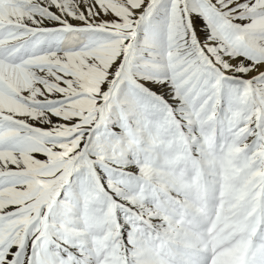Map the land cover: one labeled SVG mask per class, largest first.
<instances>
[{"label":"snow or ice","instance_id":"obj_1","mask_svg":"<svg viewBox=\"0 0 264 264\" xmlns=\"http://www.w3.org/2000/svg\"><path fill=\"white\" fill-rule=\"evenodd\" d=\"M192 99L264 139V0H0V264H71L134 126Z\"/></svg>","mask_w":264,"mask_h":264},{"label":"rangeland","instance_id":"obj_2","mask_svg":"<svg viewBox=\"0 0 264 264\" xmlns=\"http://www.w3.org/2000/svg\"><path fill=\"white\" fill-rule=\"evenodd\" d=\"M175 114L176 116H171L170 112L164 111L163 113L148 116L138 127L134 126L132 134L129 137V141L127 145L128 150H130V152L134 151L139 156L136 161V165L137 167H139V172H140V174H138V179L140 180L139 183L140 188L138 190H141L142 191L141 193L145 192L146 188L144 185H148V184H149L148 185L149 189H152L155 193H159V194L164 191L168 192L169 194H172L170 192L172 190L174 191L176 187L178 191L182 189V187L187 188L189 185V186H193V188H195V186H199L201 188L210 187L212 188V193L204 195V197L216 196L217 194L216 192H214L213 186H218L215 185L217 184V181H214L213 182L214 184L212 183V185L208 183L206 185V182L201 180V177H199V174L197 173L198 166L199 168L200 167L212 168V166H214L215 175H213L211 179L214 177L217 178L220 182H222V185H224V187L228 185L230 181H235L236 184L241 186V178H242V175L240 174L241 169L237 168V163L239 162L240 159L239 153H236L238 151L241 152L242 154L250 155L252 159V164L254 166L253 173L249 177V173L251 172V168H252L251 160L249 159V157H246L244 159L245 169L247 170L246 173L243 175L244 178L248 177L247 178L248 181L252 180L258 182V178L256 176L261 174L259 170L261 166L264 165V156H262V154H264L263 151L264 149L260 145H258L257 147V142L258 141L263 142V139L259 138V140L257 139L253 144L244 146L243 143L250 136L247 127L242 128L247 132V137L241 140L240 142H234L233 144H230L231 140H235L234 134L233 133L231 134L232 137L228 133H226V135L224 134L225 132H228L232 129L239 128V123H241L242 120L231 114L228 117H225L222 113L216 114L210 110H206L202 107L201 102L195 99L186 101L183 110ZM175 118H177L182 124L183 131L181 135H180V131H181L180 126L178 127L174 124ZM221 126L224 130L226 129V131H222ZM188 129L194 130L195 134H188L189 132ZM246 132L235 130L234 133H236V139L243 138L246 135ZM219 135L226 138L227 141L221 143L220 158L217 159L214 156L208 155V151L210 147L217 142L218 138L221 137ZM187 136H188V140H187ZM187 142L191 143L192 145L191 148L194 149L193 152H190L189 149L186 147ZM224 144H226V147L224 146ZM224 147L225 150L229 149L227 151V155H225L224 153ZM194 154L196 155L197 159L193 158ZM223 158L226 161V163H231L230 170H229L230 165L225 164ZM239 167H242L241 163L239 164ZM201 168L200 171L203 172V169ZM190 170H192V175L189 176V178H191L192 182L196 183L198 180H200V183H196L195 185L194 184L192 185L191 182L187 183L186 181L185 183H183L182 180L188 177L186 174ZM223 170L225 171L223 172ZM220 172H222L223 174L222 173L220 174ZM210 173L214 174L213 171H210ZM126 175L128 176V183L126 185L120 186L119 188L120 199L112 203V205H109L106 212L99 219H92L83 222L82 225L77 229L75 233V239L73 241V245L76 243L82 248H84V246L87 244L96 243L98 248L105 252L106 249L105 248L103 249V247L101 248V246H99V243L103 242L104 245L105 243L109 242L108 241L109 237L111 233L114 232L119 242L121 241L120 243L118 242L119 249L117 248V252H121V257H117L118 259L114 260L113 264H134L133 262L129 261L128 258H126L128 250L126 249L127 248L126 243L123 241L125 231H119V232L116 231L121 228L119 225L121 216L123 218L126 217L128 221L130 220L129 219L130 217L126 216L124 212H127L128 210L133 215V211H131V208L128 205L121 203L120 201L121 198H125V199L131 198L134 201V202L132 200L130 201V203H132L133 205L132 208H136V205L134 204L136 203L135 201L140 200L145 202V198L148 195V194L143 196H139V194L135 195V193H133L132 187L130 186L131 180L129 177L131 174L126 173ZM204 175L208 177L207 174ZM262 177H263L262 175L259 176L260 182L263 179ZM228 187H229L228 191L222 190L221 194H225L229 199H231V201L230 203L224 205L223 207H220L223 209V211L217 214L216 216H214V220L216 221L215 224L217 223L222 224L221 222H223L222 224L223 226L220 229H223L225 231L226 237H228L230 240L234 239L233 242L240 243L242 247H244L245 237L243 233L247 232V227L251 222L250 218L252 217V214L254 215V210H252L253 206L252 208H249L250 210L249 211L248 208L246 207L248 203H244L242 201L243 198H240L239 201H236V199L232 198V195L235 194L237 191L236 185L229 184ZM253 187L255 188V185ZM257 193L259 192L258 191L255 192V195L250 193V199L253 196L256 197ZM187 195L189 197H187ZM199 198L200 195L197 196V198H194L193 193L186 192V199L184 200V202L188 204L186 207L176 205L178 207L175 206L174 207L175 209L173 208L171 210L175 212L171 214L170 212L169 213L166 212L163 208L161 212L157 211L158 209L156 211L154 210V212L157 213L158 215L160 214L159 216L163 217L164 219L163 221L166 220L167 222V219L170 218L172 215L180 216L181 214L179 213V211L181 210L188 212L193 208L195 209L196 205H194V200L197 201ZM218 198L221 199L222 197L221 198L217 196L214 197L213 198L214 202L215 200L218 201ZM213 207H215V204ZM263 207H264V201H263ZM163 214H166L167 216ZM142 217L143 215L139 216V218ZM149 218L153 219L154 215H151ZM232 219L235 222H232L231 221ZM145 223L141 225V228L145 232V235H143L141 241L143 243H146V246L148 245L147 243L158 244L162 239V229L160 228V225L155 220H151V221L148 220ZM130 226H131L130 228H133L134 224ZM96 230L101 232L102 239L99 241H97L96 236L93 235V233ZM144 236L146 237V239ZM174 240L170 242V248L168 249V251H171V257L169 259H173L174 258L173 256H175L176 254L187 252L184 250L189 248L186 244L182 245L179 241L177 240L174 241ZM76 249L78 248L76 247ZM199 250L200 249H196L195 253L197 255L206 252L202 250L200 253ZM188 251H190V249H188ZM98 252L99 251L95 249V252H91L92 254L87 253L85 254L84 257L81 254H77L74 252H71V254L75 258H77V260H79L77 262L78 264H86V263L88 264V262H90L89 257L91 258L96 257L95 255H97Z\"/></svg>","mask_w":264,"mask_h":264},{"label":"bare ground","instance_id":"obj_3","mask_svg":"<svg viewBox=\"0 0 264 264\" xmlns=\"http://www.w3.org/2000/svg\"><path fill=\"white\" fill-rule=\"evenodd\" d=\"M243 127H246L245 124H243V126L241 128H243ZM188 134H195V131L190 129ZM189 136H191V135H189ZM257 139L259 140V138L255 137L253 135H250L249 138L243 143V145L248 146L249 144H253ZM187 140H188V136H187ZM226 141H227V139L224 138L223 136L219 137L217 142L210 147V149L208 151V155L214 156L215 158L219 159L220 153H221L220 145L222 142H226ZM191 146H192L191 143H189V142L186 143V147L189 149V151L193 152L194 149H192ZM262 148L264 149V146H262ZM262 156H264V154H262ZM138 157L139 156L134 151L130 152V150H128V148H127V154L125 156V159L127 161V166L123 169V171H125L127 174H131L129 177L131 180L130 186L132 187L133 193H135V195L136 194H139V196H143V195H147V194L148 195L145 198V202L140 201V200L135 201L136 203H134V204L136 205V208H132L133 205H132V203H130V201L132 200L131 198L130 199L121 198V200H120L122 204L128 205L131 208V211H133V215L128 210H127V212H124L126 214V216L130 217L129 218L130 220L128 221L126 219V217L123 218L121 216L120 221H119L120 222L119 225L121 228L116 230L117 232L125 231L124 238L123 237L122 238H123V241L126 243V246H127L126 249L128 250L126 258H128V260L133 262L134 264H171V263L167 262V260H169V258L171 257V251H168V249L170 248V242H172L175 239L174 241L177 240L182 245L186 244L189 248L184 250L187 252L179 253V254H176L175 256H173L174 258L171 260H175L176 264H182V263L194 264L193 262L190 261V259L192 256L197 255L195 253L196 249H200L199 250L200 253L202 250L206 251L204 253H207L208 249L204 248L202 245L199 244V241L195 237L193 232L188 231L185 228V225L190 224L191 226H198V225L204 224L203 219H202L200 213L198 212V210L196 209V207L197 208L198 207L204 208L210 215H214L213 214L214 209H216L217 207L218 208L223 207L224 205L230 203L231 199H229L225 194H221L222 190L217 192V189L219 188L218 186H213L214 192H216L217 197H220V198L222 197V198L218 200L220 202V204L218 206L215 205V207H213L215 204L213 198L216 196L204 197V195L212 193V188H210V187H206V188L199 187L198 190H195V189H191V187H193V186L188 185L187 188L182 187V189H180L178 191H177V187H176L174 191L172 190L170 192L172 194H169L166 191H164V192L161 191L162 193L159 194V193H155L152 189H149L148 188L149 184H148V185H144L146 188L145 192L141 193L142 191L138 190L140 188V184H139L140 180L138 179V174H140V172H139V167H137V165H136V161H137ZM193 158L197 159L195 154L193 155ZM263 168H264V165L261 166V168L259 170L260 173L262 172ZM224 171L225 170H223V172ZM221 173L222 172H220V174ZM186 175L188 177L184 178L182 180L183 183H185V181H186L187 183L191 182V184H192V180H191V178H189V176L192 175V170H190ZM199 176H202L201 180L205 181L206 185H207V183L212 185V181L208 180L210 178L206 177L202 171H200ZM220 180H222V179H220ZM263 180H264V178L262 179V183L264 184ZM177 184H178V182H177ZM137 191H138V193H137ZM186 192L187 193H189V192L193 193L194 198H197V196L200 195V198L197 201L192 199V200H194V205H196L195 209L193 208L192 210H190L188 212L181 210V211H179V213L181 214L180 216L172 215L170 218L167 219V222H166V220L163 221L164 219H163V217L159 216L160 214L158 215L157 213L154 212V210L156 211L157 209H158L157 211L161 212L162 208H163L166 212H168V213L170 212V214H171V213L175 212V211L173 212L171 210L176 205L186 207L188 205L187 203L184 202V200L186 199ZM263 194H264V190L261 189L259 191V195L257 197H255L254 199H253V197L251 199H249L248 205H246L248 210H249V208H252V206H253L252 210H254V215L252 214V217L250 218L251 222L247 227V232L243 233V235L246 239L245 245L251 239L250 237H252V235L255 234V232H256V235H255L256 240L257 239L260 240L261 238L264 239V224H263L264 223V215L259 214L260 210L258 209L257 204H256L257 201L259 200V197ZM188 195H187V197H189ZM127 198H129V197H127ZM142 199H143V197H142ZM190 206H192V205H190ZM176 207H178V206H176ZM219 213L220 212L216 213V215ZM140 215L141 216L143 215V217L139 218ZM151 215H154L153 219L149 218ZM163 215L167 216L166 214H163ZM138 219H139V221H138ZM148 220L149 221L155 220L156 222H158V224L160 225V228L162 229L161 241L158 244H155V243L152 244L154 246V251H152L150 246H148V245L146 246V243H143L141 241V238L143 237V235H145V232L141 228V225H143V223H145ZM231 221L235 222L233 219ZM215 222L216 221L214 220V224H215ZM260 223H261V225L258 226ZM132 224H134V226H133V228H130L131 227L130 225H132ZM137 225H139V226H137ZM93 235L96 236L97 241L102 239L101 232L98 230H96L93 233ZM216 235L220 237L221 242L223 241V238H228V237H226L225 231L223 229L218 230ZM159 236H160V234H159ZM145 239H146V237H145ZM105 241H107V240H105ZM108 241L109 242L105 243L104 245H103V242L99 243V246H101V248L103 247V249L104 248L106 249L105 252L100 250L98 248V246L96 245V243L87 244L84 246V248L80 247L78 244L75 243L73 248L71 249V251L69 253V255L72 259L71 264H78L77 262L79 261V260H77V258H75L71 254V252L81 254L84 257L85 254H87V253L92 254L91 252H95V249H97L99 252L97 255H95L96 257H94V258L89 257L90 262H88V264H113L114 260L118 259L117 257H121V252H117L119 240L117 239L116 234L114 232H112ZM76 247L78 249H76ZM188 249H190V251H188ZM242 250H243V247L240 243L232 242L231 246H228L226 249L220 251L211 260L207 259L206 261L208 262V264H234L236 261L237 252H240ZM259 251H260V254L264 257V246H260ZM204 253H202V254H204Z\"/></svg>","mask_w":264,"mask_h":264}]
</instances>
